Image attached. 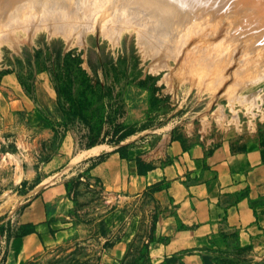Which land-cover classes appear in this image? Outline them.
<instances>
[{"label":"rangeland","instance_id":"374dc122","mask_svg":"<svg viewBox=\"0 0 264 264\" xmlns=\"http://www.w3.org/2000/svg\"><path fill=\"white\" fill-rule=\"evenodd\" d=\"M45 1L50 0L43 2ZM14 9L18 11L20 8L0 10V91L2 78L8 75L31 96L35 93V87L39 88V85L46 82L54 91L56 101L66 116L60 125L53 128V133L59 138L73 126L74 133H80V138L83 139L87 137L89 145L97 141H114L123 144L122 148H133L139 154L156 157L164 156L172 141H178L182 147L197 145L208 148L236 137L253 138L259 141L264 150V78L239 89L247 78L264 73V43L242 24L237 13L230 11L219 14L216 11L204 12L197 9L191 14L184 11L183 20L186 25H182V33L178 34V39L173 43L175 45L171 47L174 50L171 52L167 48L165 52L162 49V53H169L168 56H162L158 48L155 47L159 51H156L158 55L156 49L153 50L148 38L142 37L140 27L137 28L138 24L133 21L137 25H134L135 28L128 20H125L128 23L122 20H117V23H102L112 27L123 22L120 24L123 29L117 26L116 30L115 26L111 28L108 25L112 32L115 29L113 34H117L113 35L108 32L111 31L108 26L103 27L99 23V19L94 22L98 13H93L94 17L91 15V21V11L85 14L86 10L83 12L86 16L83 14L82 18H85L82 23L85 25L81 27L88 29L85 28L84 31L82 28L80 36L81 34L74 32L82 31L80 26L73 31L65 26L68 30L59 31L53 30L50 24L44 22L45 19H42L44 24L39 22L42 28L38 22L35 23L39 18H31L30 21L29 18L19 17L17 21L27 20V25L24 21H11L8 14L12 15ZM23 9L18 12H24ZM193 14L195 17L191 20ZM5 17L11 19L7 23L17 22V26L15 23L5 24ZM91 22L95 24L93 30ZM87 23L90 24L89 27L86 26ZM96 23L101 24L103 29L109 28L107 31L102 29L106 35L100 32L101 28ZM125 23L129 27H124ZM35 26L39 28L35 30ZM136 28L141 34L136 32ZM120 29L122 30L119 31ZM186 30L190 36L184 34ZM76 36H79V40ZM223 38H226L224 43L215 45ZM224 45L251 57L257 56L255 68L240 71L223 63L218 66L215 64L218 63L216 60L206 58L204 51L200 50L217 46V50L221 52ZM257 53L261 55L258 57ZM212 63L214 67L221 69L219 74L216 73L217 69L211 68ZM218 109L224 117L219 116ZM6 134L7 131L0 134L2 239L11 234L10 222L19 210L17 200L20 188L16 183L19 179L17 173L21 170L17 157L14 158L15 154H19L14 152L17 150L14 143L17 131L12 129ZM35 135L37 134L29 127L25 136L22 130L21 148L26 141L25 152L23 149L21 151L22 156L24 154L28 158L36 154V149L41 144L40 137L45 135ZM77 185L75 181L71 184L74 208L79 213L77 219L80 217V221H77V235L71 238L72 241L60 246L57 252L32 264H96L104 244L102 238L105 232L114 229L110 221L114 208L111 206L114 203H110L111 206L106 209L108 223H105L104 217H100L103 208L98 196L87 195L84 183L80 192L77 191ZM261 189L264 198V185ZM227 259L234 264H264V246L256 249L252 246L232 249L228 252Z\"/></svg>","mask_w":264,"mask_h":264},{"label":"crops","instance_id":"0c3cea01","mask_svg":"<svg viewBox=\"0 0 264 264\" xmlns=\"http://www.w3.org/2000/svg\"><path fill=\"white\" fill-rule=\"evenodd\" d=\"M39 86L31 96L11 76L2 78L0 134L17 131L21 170L19 210L11 234L0 238V264H32L77 235L73 181L77 191L84 183L87 195L98 196L105 223L114 203V229L105 232L96 264H234L230 250L264 246V150L257 139L208 148L172 141L156 157L114 141L89 145L73 126L59 138L53 128L66 116L48 84ZM28 127L45 136L27 158L26 141L20 143Z\"/></svg>","mask_w":264,"mask_h":264},{"label":"bare ground","instance_id":"6f19581e","mask_svg":"<svg viewBox=\"0 0 264 264\" xmlns=\"http://www.w3.org/2000/svg\"><path fill=\"white\" fill-rule=\"evenodd\" d=\"M27 1L28 0H0V10H2V11L9 10V8L10 9H13V8L17 9V7L20 9L24 8L23 9L24 12L19 13L18 11L20 9L18 11L14 9L15 11H14V13H12V15L14 14L13 16L11 14H8L10 16H8V15L7 16L11 17L12 20L10 18L7 19V17H5L6 20L5 19L3 20L1 18L3 21H6L4 23L8 24L11 21H15V20L17 21L18 19H20L19 17H21L22 19L23 18H27V19L29 18V20L31 18H33V19L35 18L36 20L39 18L38 21L34 20L35 23L38 22V24H39V22H41L42 24H44L43 20L45 19V20H47V22L45 20H44V22L50 24V26L52 27L53 30L54 29L55 30L58 29L59 31L60 30H68L65 28V26H68V27H70L71 31H73L74 28L78 29L79 26L81 27V25H83V26L85 25V23L82 24L83 20L85 19V18L82 19L83 14L85 13L86 10L87 11L85 14H87L88 11L90 10L92 12V14H91V12L89 13L90 20L92 19L91 15H93L92 17L95 16V14H93V13H98V14L101 13V14H99V16H98V14H96L97 17H95L93 19L94 22H95V19H99L98 21L101 24L102 23H110V21H113L111 23H117L116 22L117 20H120V21L121 20L122 21L128 20V21H131V23H132V21L135 22L136 24H138V26L136 24L132 23L133 27H134V25L137 26V28L140 27L139 29H141L142 34L139 33L140 31H139V29L137 30V28L135 29L136 32L138 34H141L142 37L145 36V38H148L149 40H147V39L146 40L151 43V45H152L151 47L154 48V49L153 48L152 49L155 50L156 48H158L160 52L162 49H163L162 51H164V49H165V52H166L167 48H169L170 51L174 50V48H171V47L175 45L173 43L178 39L177 38L178 34L182 33V32H180V30L182 31L181 27L185 23V21L183 20L184 11L186 12V10H187V12H190L191 14L194 13L195 11H197V9H199V10L202 9L204 12H207V11L215 12L216 11L219 14L224 13V12L228 13V12L232 11L229 9V6H228V3L226 0H81L82 2L80 0L79 1H77V0H50V1H45V2H43L44 0H30L28 2ZM75 1H76V3H75ZM77 2H79V3H77ZM234 12L236 13V11H233L232 13H234ZM21 14H23L24 17H22ZM193 15L191 17V20L193 19V17H195V14H193ZM0 17H2V16H0ZM8 20H11V21H9L7 23ZM90 20L87 19L88 22H90ZM93 20H91V21H93ZM114 20H115V22H114ZM19 21H17V22H19ZM23 21L24 20H22L21 22H23ZM98 21H96V22L98 23ZM21 22H19V23H21ZM24 22L27 25L28 21L26 20ZM85 22H86V20H85ZM125 22L128 23L127 21H125ZM194 22H196V21H194ZM13 23H15V22H12V24ZM31 23L32 22H30V24ZM126 23L123 26L129 27V25ZM10 24H9V26L12 25V24L11 25ZM91 24H93V26L88 24V23L86 26L89 27V25H90L91 29H92V27H94L95 24L92 22H91ZM101 24H97L101 28L100 32H102V29L104 26L107 27L109 25L111 27L110 24H108V25L102 24L103 27H101ZM120 24L122 25L123 22H121V23L119 22V24H117V26L119 27ZM19 25H22V24H19ZM33 25H34V22H33ZM132 25L130 24V26H132ZM185 25H186V23H185ZM5 26L7 27V25H5ZM16 26H17V24H16ZM46 26H48V25H46ZM114 26L116 27L115 29L118 30L117 29L118 27L116 25H114ZM114 26H112V27H114ZM11 27H13V26H11ZM22 27H24V25H22ZM39 27H40V24H39ZM39 27H36L35 30H37V28H39ZM42 27H40V28H42ZM120 27H122V26H120ZM82 28L85 31V28H87V27H81L80 29L82 30ZM100 28H98V29H100ZM111 28H110V30H111ZM27 29H28V27H27ZM32 29H33V27H32ZM49 29H47V30H49ZM106 29H103V30L107 31L108 29L107 30ZM115 29H113V32H112V30L108 31V32H112L111 34H113V33H115ZM122 29H123V27H122ZM122 29H120L119 31H121ZM10 30L12 31V28ZM83 30L82 31L78 30L81 33H79L78 31H74V32H76L77 35L81 34L80 36H82ZM87 31H89V30H87ZM27 32H28V30H27ZM49 32H50V30H49ZM62 32H64V31H62ZM67 32H69V31H67ZM108 32H106V33L108 34ZM184 32H185L184 34L186 36H190V34L188 33V30H186ZM103 34L106 35L105 33H103ZM111 34H109V36ZM116 34H113V35H116ZM137 36H140V35H137ZM0 37L2 38V36H0ZM77 37L79 40V36H76V38ZM5 38H3V39H5ZM66 38L68 41L67 35H66ZM80 39H82V38H80ZM138 40L140 41V37ZM225 40H226V38H223L215 45H218V44L220 45V43L221 44H222V42L224 43ZM80 41H82V40H80ZM2 42H4V41L2 40ZM11 42H12V39H11ZM144 43H145V41H144ZM113 44H114V42H113ZM171 44H173V45H171ZM178 44H179V42H178ZM216 47H205L206 49L201 48L200 50L204 51L203 54L205 55L206 58L216 60L218 63H215V64L218 66L221 65V63H223L226 66L234 67V68L239 69L241 71V70H247V69L255 68V64H257V62H256L257 56L251 57V56H249L243 52H239L238 50L234 49L233 47H231L229 45H227V46L224 45L223 50L221 52H219ZM146 49H149V48H146ZM169 49H168V51H169ZM151 51L149 53H151ZM156 51H158V50L156 49L155 52ZM158 52H156L157 55H158ZM209 52H211V53H209ZM151 54L153 55V53H151ZM161 54H162V56L164 54H167V56L169 55V53H162V52H161ZM257 55L259 57L261 54L257 53ZM154 56H155V54H154ZM174 56H175V54H174ZM161 58L163 59V57H161ZM158 59H159V57H158ZM177 59L179 60V58H177ZM211 65H212L211 68L213 70L217 69L216 70L217 74H219L221 72V69H218V68L213 66L214 63H212ZM261 74H262V76H261ZM261 74L247 78V80H245L244 83L241 84L239 89L243 88L247 84L249 85V84H255V83L259 82L261 79L264 78V76H263L264 73H261ZM221 77L224 78L223 75ZM235 91H236V89H235ZM235 91H233V92L235 93ZM214 96H216V95H214ZM216 98H217V96H216ZM230 102L232 103L233 100H230ZM220 109H222V108H220ZM220 109H218V113L220 114L219 116L223 115L222 111ZM218 113H217V116H218ZM224 116L225 115H223V117ZM223 119H225V118H223Z\"/></svg>","mask_w":264,"mask_h":264},{"label":"water","instance_id":"95a60500","mask_svg":"<svg viewBox=\"0 0 264 264\" xmlns=\"http://www.w3.org/2000/svg\"><path fill=\"white\" fill-rule=\"evenodd\" d=\"M229 9L236 11L242 24L264 43V0H226Z\"/></svg>","mask_w":264,"mask_h":264},{"label":"built area","instance_id":"2783aa9c","mask_svg":"<svg viewBox=\"0 0 264 264\" xmlns=\"http://www.w3.org/2000/svg\"><path fill=\"white\" fill-rule=\"evenodd\" d=\"M2 258H3V254H2V252L0 251V262L2 261Z\"/></svg>","mask_w":264,"mask_h":264}]
</instances>
